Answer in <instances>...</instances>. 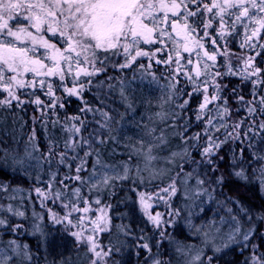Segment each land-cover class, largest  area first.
Segmentation results:
<instances>
[{
    "label": "trees",
    "instance_id": "16d2710c",
    "mask_svg": "<svg viewBox=\"0 0 264 264\" xmlns=\"http://www.w3.org/2000/svg\"><path fill=\"white\" fill-rule=\"evenodd\" d=\"M261 39H264V33L261 34ZM243 40L244 37L237 28L235 33L226 35L223 40L218 41L221 47L217 49L215 65L207 69L206 75L199 78L194 77L199 91L193 90V84L187 81L186 77H176L179 80L177 87L182 89L181 97L178 100L175 92L171 90V99L167 102L169 111L165 112L168 120L171 121V127H167V130H165L166 126L162 127L164 131L162 135H166L167 141L160 155L163 159L171 157L166 161L165 170H161L160 165L163 164L156 160L155 163L150 164L149 168L140 172L144 161L137 155H132L126 145L119 143L125 135L121 127L132 119L135 103L133 99L128 102L124 100L117 84L133 77L150 79L146 73L151 71L156 73L161 83L170 87L173 81L167 65L153 64L151 69H136L135 72L133 71L135 65L133 68L124 70L109 66L106 73L91 77V83L86 88L80 89L79 96L71 97L62 91L56 77L45 78L53 85L55 97L51 99L59 98L58 103L63 102L65 107L57 106L55 109L43 107V117L40 111L42 106L32 103H25L22 108H16L15 105L12 109L0 108V149L9 153L7 160L0 161V185L6 186V189L0 188V218H7L9 227L13 224L23 226L17 230L0 227V241L4 245L12 241L26 245L32 259L28 264H91V261L96 259L94 253L89 252L86 245L78 243L76 238L70 234V230L79 231L80 228L71 229V226L65 228L64 224L54 223L47 209L51 208L52 212L63 216L68 210L62 207V203L70 205L75 203L79 207H85L79 198L75 199L69 193V188L74 190L79 187L81 189L79 195L87 199L86 196L90 193V189L86 187V183L82 184L80 181L71 179L65 180L64 184L58 182L66 175H75L74 169L81 160L87 161L85 166L88 172L80 173L86 181L98 153L100 164L114 166L116 163L126 162L131 167L139 169V172L137 174L135 169L133 174L137 175L136 177L130 176L122 182H115L114 187L110 186L101 195L99 205L93 202L94 199H87L91 209L88 213H72L73 220L78 215L85 217L81 227L87 226V230L84 231V235L87 236L92 228L89 218L100 215L95 210L105 205L111 206L107 209L111 219L108 225L109 230L94 233V238L98 245L103 246L104 251L111 248L112 253L105 257L101 252V258L97 260V264H104V261L108 264H151L155 259H159L161 264H185L182 249L198 245L194 232L201 218L191 216V200L187 199L186 195L201 180L204 181L203 185L214 196L215 201L219 200L222 205L221 212L225 211L227 217L235 216V220L245 226L256 227L252 244L256 242L259 248L257 254L253 255L250 248L246 250L234 247L221 255L212 250H206V256L199 264H205L207 256L213 257L214 264H251L253 256L260 257L264 254V222L257 218L258 215L264 214V193L257 179L259 169L264 168V161L259 159V157H264V129L259 127L261 123H264V113L260 111L261 105L259 104L260 96L264 95V84L254 85L252 81L258 79L254 76L248 79L243 78L251 71V68L245 65L244 58L254 55V52L247 46L240 47ZM206 48L210 49L211 45H206ZM256 50H259V45ZM38 51L43 52L44 50L38 49ZM225 51H228L230 59L222 53ZM182 55L187 54L182 52ZM156 56L160 58L164 56V53H157ZM203 63L201 59V67ZM255 65L264 68V59L256 57ZM188 67L194 69L193 65ZM215 72L223 75L214 76ZM86 79L89 78L83 75L79 77L76 85L78 89L79 81ZM217 83L223 85L218 93L215 91ZM64 85L72 87L71 77L67 78ZM205 87L208 89L207 93L203 91ZM254 88L255 94L253 93ZM184 92L191 93L190 98L184 96ZM36 94L45 104L50 102V97L39 89L36 90ZM5 95L0 89V99H3ZM204 95L209 96L210 103L201 110ZM214 95L218 98L212 99ZM239 96H243L244 101H240ZM22 98L34 99L31 96ZM224 98L227 99V105L221 103ZM184 99H187L188 103L184 108H180L178 105ZM253 100L254 103H248ZM129 104L132 105V109H129ZM224 107L229 109L228 113L232 114L234 119L243 121V124L236 130L240 134L239 138L233 140L229 137L227 142L221 146L218 156L222 159L213 158L214 163L209 164L207 157L202 154V148L206 143L205 133L211 135L213 140L217 138L222 140L226 132L232 131V126L227 120L228 113H224ZM249 107L256 111L249 113ZM88 108L92 111H88ZM215 110L221 111L226 119L223 128L217 132H214L212 128ZM101 112H107L113 119L106 120L100 114ZM198 116L199 119H197ZM33 117L36 118L35 121ZM72 117L80 119L73 120ZM209 119H211V124L208 123ZM54 121H58L55 126H53ZM42 124H46L47 127H42ZM73 125L80 127L79 133L75 131ZM249 128L255 131H249ZM33 130H35L36 139L29 143ZM197 136L199 139H196ZM100 140L104 143H99ZM66 142L70 145L67 151L68 163L72 165L71 170L60 165L55 157L52 158L51 165L44 163L41 158L43 167L34 166L24 170L18 168L13 170V154L22 157L25 149H28L39 158L40 153L46 152L49 145H54L57 152L65 151ZM34 145H38L39 151H34ZM72 148L75 150L73 151ZM241 149H243L242 152ZM85 152H91L92 155L85 156ZM0 155L3 153L0 152ZM73 157L76 158L73 159ZM171 159L172 164L169 165L168 161ZM31 163L35 165L36 161ZM241 169L248 177L246 181L235 175ZM57 170L56 182H50L52 174ZM153 171H156L158 175L150 174ZM37 176L40 177L39 180L36 179ZM221 176L224 178L223 183L218 184L216 181ZM187 180H190V185L186 184ZM65 184L68 187H65ZM170 185L175 188V193L172 192ZM36 187L49 194L58 191L61 197L56 199L55 203L51 199L43 200L34 191ZM165 188L168 189L167 192L163 191ZM14 189L26 191L29 194L28 202L24 200L11 202L15 208L25 212L24 219L13 216L7 211L9 201L12 200L10 192ZM141 194L151 204L148 211L153 215L160 213L162 216L163 220L158 226L153 224L145 214L140 204ZM42 200L45 207H41ZM215 201L213 206H215ZM185 204L188 205V209L185 208ZM212 205L207 210L208 213ZM241 208L244 209L243 212ZM176 209L180 212L178 216L174 214ZM33 212L41 216L42 232L40 230L39 234L33 233V224L37 221L33 218ZM249 214L252 216L251 220L247 219ZM165 230V234L161 235V232ZM145 243L149 245L151 252L141 247ZM100 250V247H97V251Z\"/></svg>",
    "mask_w": 264,
    "mask_h": 264
},
{
    "label": "snow or ice",
    "instance_id": "6c2138e0",
    "mask_svg": "<svg viewBox=\"0 0 264 264\" xmlns=\"http://www.w3.org/2000/svg\"><path fill=\"white\" fill-rule=\"evenodd\" d=\"M240 29L244 37L240 47L247 48L254 52V55H248L244 58V63L251 71L244 76V79L249 77H257L252 83L264 84V68L255 65L256 57L264 59V39H261V34L264 33V0H0V89L6 95L0 99V108L12 109L13 105L16 108H22L25 103H32L42 106L40 109L43 117V107L55 109L65 107L63 102H59V98L55 97L53 85L45 78L56 77L60 82L62 91L67 96H79L80 89L86 88L91 83V77L100 75L108 71L109 66L114 69L124 70L133 68L136 69H151L155 65H167L168 71L171 74L172 84L170 88L176 94L179 100L182 89L178 88L179 80L177 76L186 77L187 81L193 84V90L199 91L196 87V79L202 75H206L207 69L213 67L217 60V49L221 47L218 41L224 39L226 35H231ZM211 30V31H210ZM204 40H207L211 48H206ZM259 45V50L257 49ZM153 46V47H145ZM38 49H43L39 52ZM186 53L187 55H182ZM157 53H164V56L157 58ZM174 54V55H173ZM195 54V56L193 55ZM143 58V59H140ZM139 59V62H138ZM201 59L204 63L201 67ZM50 61V63H46ZM147 61V63H145ZM212 63L209 64L208 62ZM193 65V68H189ZM89 68L91 70H89ZM187 69V71H184ZM194 71V75H193ZM151 77L152 82L159 83V79L155 72L148 71L146 73ZM83 75L89 79L79 81V89L77 81ZM223 75L220 72H215L214 76ZM40 79H37V78ZM68 77H71L72 87H66L64 82ZM135 79V77H133ZM111 79V77H109ZM222 84L215 85V91L218 93ZM31 89L32 91H24ZM43 92L50 97V102L45 104L43 100L36 94V90ZM207 93L208 89H203ZM235 91V90H233ZM255 94V88L253 89ZM123 95V91L121 92ZM184 96L190 98L191 93L184 92ZM23 96H31L34 99L25 100ZM213 96L212 99H217ZM171 99V95L169 96ZM240 101H244L243 96H239ZM188 103L187 99L181 100L178 105L184 108ZM210 103L208 95L203 96L201 110L205 105ZM223 105H227V99L221 100ZM249 104L254 103L249 101ZM259 104L260 111L264 113V95L260 96ZM132 109V105H128ZM92 111L91 108L87 109ZM256 109L249 107L248 112L254 113ZM229 109L224 107V113H228ZM106 120L113 119L107 112H101ZM200 117L198 116L197 119ZM35 117L33 120L35 121ZM73 120H79V117H72ZM58 121L53 122V126ZM211 124V119L208 121ZM243 121H239L232 125V131L225 134L224 139L217 138L213 140L211 135L205 133L206 143L202 148V154L207 157V162L213 164V158L222 159L218 156L221 146L231 137L233 140L239 138L237 129L241 127ZM46 128V124H42ZM77 133L80 132V127L73 125ZM264 129V123L259 125ZM249 131H255L249 128ZM219 131V127L216 128ZM236 133V135H234ZM246 135V133H245ZM36 139L35 130L29 137V143ZM162 139V138H161ZM196 139H199L197 136ZM87 143V141H85ZM99 143H104L100 140ZM34 151H39L38 145H34ZM70 145L65 143V151L57 152L54 145H49L46 152H41L40 157H36L32 152L25 149L24 156L17 154L12 155L13 170L27 169L31 167H43L41 158L44 163L51 165L52 158L55 157L60 165H63L70 170L72 165L68 163V151ZM74 151L75 149L72 148ZM152 149H148V154H145V161H152L154 156L150 155ZM243 149H241V152ZM3 155H0V161H5L9 158V153L0 149ZM92 155L91 152H85V156ZM76 157H73L75 159ZM264 161V157H259ZM36 161L35 165L31 163ZM86 160H81L80 164L75 167V175H66L58 183L64 184L65 180L71 179L83 183H91L93 188L100 184L105 186L110 185L111 180L128 179L131 169L127 164L123 166L121 175L109 176L107 172H101L105 166L101 165L98 169L96 165L100 164V157L97 153L95 164L91 167V174L88 180L80 175L82 172H88L85 166ZM137 173L139 169H136ZM25 174H27L25 172ZM57 172L51 176L50 182H56ZM235 175L241 180H247L243 169L236 172ZM40 179L39 176L36 177ZM259 184L264 189V168L259 169L257 177ZM224 178L221 176L217 179L218 184L223 183ZM203 184L204 181H199ZM68 187V185H64ZM114 187V185H111ZM172 192L175 193V188L171 185ZM0 188H5V185H0ZM34 191L43 200L51 199L55 203L56 199L61 197L60 192L51 194L42 191L40 188H34ZM163 191L167 192L165 188ZM81 189L77 187L73 195H76L85 207H79L77 204L62 203V207L68 211L59 216L48 208L50 218L54 223L64 224L65 228L71 229L80 228L79 231H71L70 234L76 238L78 243H83L87 246L89 252L94 253L96 259L91 261V264H97V260L101 258V252L105 257L110 256L112 249L103 250V246L98 245L94 238V233L108 231V225L111 219L108 216L107 209L110 205H105L103 208H98L95 211L99 212V216L89 218L92 228L87 236L84 231L87 226H83L82 222L85 219L83 215H78L75 220L72 218V213H88L91 209L88 206L89 201L80 196ZM161 199H163L161 197ZM43 200L41 207H45ZM95 204L101 203L99 197L94 201ZM140 204L149 220L155 225H159L160 213L153 215L148 210L151 204L144 199L143 194L140 195ZM170 207V206H169ZM7 211L13 216L25 217L23 211H13L11 206ZM231 211V209H229ZM243 212L244 209L241 208ZM173 214V213H170ZM175 215H179L178 209L174 210ZM257 218L264 222V214L258 215ZM233 219H236L235 216ZM248 220L252 219L249 214ZM170 223V221H166ZM0 227L8 230H17L23 226L13 224L9 227L7 218H0ZM255 232L253 227H249L247 232H242L239 221H237L235 229L230 232L225 242L220 246L213 245V251L219 253L232 244H241L247 246L248 241L252 238ZM163 235V232H161ZM15 244V241L11 242ZM16 245V248H20ZM27 248L26 245L23 246ZM100 247V251H97ZM142 248L151 252V248L147 243L141 245ZM258 247V246H257ZM181 251V249H177ZM20 253L17 251L16 253ZM29 261L31 255L27 254ZM195 261H201L202 257L197 254ZM12 260L11 256L0 255V264H9ZM106 264V261H105ZM153 264H161L159 259H155ZM205 264H214L213 257L207 256ZM251 264H264V254L260 257L253 256Z\"/></svg>",
    "mask_w": 264,
    "mask_h": 264
},
{
    "label": "rangeland",
    "instance_id": "374dc122",
    "mask_svg": "<svg viewBox=\"0 0 264 264\" xmlns=\"http://www.w3.org/2000/svg\"><path fill=\"white\" fill-rule=\"evenodd\" d=\"M203 43L206 45H209L207 43V40H204ZM224 53V56L229 58L228 51L222 52ZM89 70H91L89 68ZM148 78V77H147ZM145 77H136L135 79L132 78L128 81H121L118 86L119 92L123 91V95H121L126 102L133 99V103H135L134 106V112L132 119L129 120L127 123H124L121 129L122 132L125 134L124 138L119 141L121 145H126L132 153V155H137L139 158H141L144 161L143 169L140 172L145 171L147 168L150 167L151 163H155L156 160L160 161L163 165L161 166V170H165V164L168 159L171 157L168 156L163 159L160 155L161 149L166 145V135H162L163 125L167 127H171L170 123L171 121L168 120L166 111H169V108L167 107V102L169 101V96L171 93V88L167 86L164 83L152 82V79ZM132 97V98H131ZM153 112H151L150 110ZM132 110V111H133ZM141 112V113H140ZM151 112V113H150ZM236 118V117H235ZM227 120L230 122V125L238 123L239 121L233 118V115L228 113ZM226 119L224 118V115L221 111L215 110L214 112V118L212 121L213 124V130L216 131V128L219 127V130H221L224 126ZM161 125V126H160ZM162 138V139H161ZM151 148L152 151L150 155L154 156L155 159L148 162L145 161L144 156L145 154H148V149ZM177 154V153H174ZM139 160V159H138ZM165 161V163H164ZM127 164L131 171L129 172V176L136 177L137 175H134V171L136 168H133L129 165V163L121 162L116 163L114 166H107L103 164L96 165L98 169H101V165L105 166L101 169V172H107L109 176L112 175H121L123 166ZM168 164H172V159L168 161ZM167 169H169L167 167ZM91 174V173H90ZM138 174V173H137ZM150 174H156V171L151 172ZM158 175V174H156ZM89 177V176H88ZM88 180V179H87ZM86 180V181H87ZM126 180V179H124ZM123 180L115 179L110 181L109 186H105L103 184H100L98 187L93 188L91 183L86 182V187L90 189V193H87L86 198L89 200V198L95 199L99 197L101 198V195L106 191L111 185L115 184V182H122ZM187 185H190V180L186 181ZM75 190V189H74ZM74 190L69 188V193L75 198L78 199L76 195H73ZM263 193H264V189ZM26 191H19L17 189H14L12 192H10V197L12 200L9 201V206L13 209V211H21L19 208H15L11 202L13 200L28 202L29 194L27 193L26 197ZM187 199L191 200V216L194 217H201L199 222H197L198 228H196L194 235L198 239V245H193L192 247H186L183 248V254L185 264H199L206 256L205 251L206 250H212L213 251V245L220 246L223 242L226 241L227 236L230 232H232L237 224V221L232 218V216L227 217L226 212H221L220 209L222 208V205H220L219 200L216 199L214 196L209 192V190L201 183L198 185H195L191 191L186 195ZM93 201V202H94ZM215 201L213 206V202ZM212 209L208 213L207 210L209 207ZM185 208L188 209V205L185 204ZM205 215V216H203ZM203 216V217H202ZM18 217V216H17ZM24 219V217H19ZM33 218L37 220L34 222L33 226V233L39 234L40 230L42 228V221L41 216L38 213L33 212ZM162 216L159 217V223L162 222ZM240 227L242 232H247L249 230V227H253L256 231L255 226L250 225H243L241 223ZM42 232V230H41ZM166 230L163 231V235L165 234ZM255 233V232H254ZM254 233L252 234V237L254 236ZM42 234V233H41ZM46 237V235H45ZM253 238H251L248 241L247 246H242L241 244H232L229 248L216 253V254H224L225 252L230 251L232 248L237 247L238 249H248L251 251V254H257L258 251V244L256 242L253 243ZM4 244L0 241V255H7L11 256L12 260L9 262V264H28L32 261H29L27 254H30L29 248H24L22 243H19L15 241V244ZM16 245H20V248H16ZM7 246V247H5ZM258 246V247H257ZM17 251L20 253L17 255ZM215 253V252H214ZM199 254L202 259L201 261L197 262L195 261V256ZM105 264V261L103 262ZM106 264H108L106 262ZM153 264V261L152 263Z\"/></svg>",
    "mask_w": 264,
    "mask_h": 264
}]
</instances>
